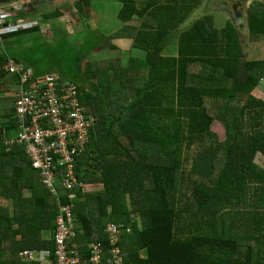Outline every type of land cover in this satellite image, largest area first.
<instances>
[{
	"label": "trees",
	"instance_id": "trees-1",
	"mask_svg": "<svg viewBox=\"0 0 264 264\" xmlns=\"http://www.w3.org/2000/svg\"><path fill=\"white\" fill-rule=\"evenodd\" d=\"M119 1L127 19L142 17L151 28L142 27L134 38L146 51L141 68L147 75H114L117 87L95 80L101 71L90 59L92 28L76 44L60 33V49L40 44L41 26L2 35L0 93L6 83H21L6 69L11 59L33 66L39 77L59 73L80 84L97 122L77 158L76 175L86 186L104 188L80 189L73 202L70 194L52 196L26 145L13 143L22 131L17 99L0 96V264H42L20 253L55 250L60 205L68 204L76 206L78 232L71 244L82 251L93 240L106 245V227L121 223L125 264H264V170L254 161L258 153L264 156V100L253 95L259 87L264 92V59L244 60L247 42L264 41V0H253L243 13L247 39L237 18L219 30L206 14L184 29L202 0H147L141 9L132 0ZM91 5L75 1L84 23ZM171 37L178 56L166 54ZM216 120L225 140L210 138L213 143L204 146ZM195 145L200 154L187 172L184 147Z\"/></svg>",
	"mask_w": 264,
	"mask_h": 264
},
{
	"label": "built area",
	"instance_id": "built-area-1",
	"mask_svg": "<svg viewBox=\"0 0 264 264\" xmlns=\"http://www.w3.org/2000/svg\"><path fill=\"white\" fill-rule=\"evenodd\" d=\"M29 13L28 0L0 5L2 43L4 33L41 26L40 21L28 18ZM6 69L21 78L16 110L22 131L13 143L19 141L26 145L33 167L41 172L44 184L55 198L70 194L73 202L80 189L86 192L89 187L77 178L76 164L78 156L90 143V134L97 122L92 109L83 103L80 84L62 78L58 73L39 77L34 68L14 59ZM75 208V204L60 205L54 251L28 249L20 255L29 261L51 260V264H125L120 246L124 227L121 223L106 227V245L93 240L88 244V250L82 251L78 243L71 244L78 235Z\"/></svg>",
	"mask_w": 264,
	"mask_h": 264
},
{
	"label": "crops",
	"instance_id": "crops-1",
	"mask_svg": "<svg viewBox=\"0 0 264 264\" xmlns=\"http://www.w3.org/2000/svg\"><path fill=\"white\" fill-rule=\"evenodd\" d=\"M18 0H8L9 3H15ZM30 1V13L28 15V18L31 20H37L41 22V41L40 44H44V46H48L51 44L52 41L57 39L60 33L67 32L71 29V24L76 25L75 28L77 30L81 29L84 24L87 26V28H92L95 33V65H97L98 70L101 71L98 73V76H95V80L102 78L105 84H108L112 80V84L114 86H118V83L120 82L118 79L113 81L115 78L114 75H117L118 78L124 77L125 79H128L126 77L127 70L130 73L131 78H139L141 79L143 75H147V71H144L143 68H141V64L146 63V51L141 49V43L134 40V38L139 34L140 29H149L151 28V25L146 22L142 17H138L136 15H133L132 17L127 19V16L129 14H124L122 11L124 9L123 3L119 0H114L118 3V6H114L110 1L112 7L114 8L113 16L118 17L121 20V23L114 27L113 29H108L105 33H98L96 29V25L99 21L98 19H95V17L91 16V19L93 20V25L91 24V19L89 20V23H84V21L81 19L80 15L76 12L74 9L73 1L74 0H28ZM135 4V7L137 9H141L142 6L147 2V0H132ZM225 1V0H224ZM93 2V0H92ZM216 2V3H215ZM215 2L212 3V1L209 0H202L201 5L194 9L191 13L188 19L185 21L183 27L189 28L191 24H193L198 17L203 14L202 8H205V5L211 4L209 6V12L206 14L213 15L214 20V26L217 29H223L227 22L230 19V15L232 12H226L223 9L224 2L221 0H215ZM43 5V9L41 8ZM221 5L223 7H221ZM220 8V9H219ZM225 11L227 19L225 20V23H220L217 20V16H222L223 13L221 11ZM61 11L63 13L62 19L55 18L52 20H44L43 16L45 14H50L54 12ZM109 11V10H108ZM110 12V11H109ZM33 14L30 18V15ZM79 15V17L77 16ZM204 14V15H206ZM202 17V16H201ZM126 18V19H123ZM238 18V17H237ZM240 19V18H238ZM241 20V19H240ZM71 23V24H69ZM236 23V22H235ZM77 24H80L79 27ZM223 24V26H222ZM61 25H67L68 27H64ZM146 31V30H145ZM76 44V42H74ZM78 45L81 43L78 42ZM178 42L176 41V37H171L168 43V51L172 56H178V49H177ZM28 46H31V43L28 44ZM172 47V48H171ZM250 53V51H249ZM117 62H123L125 64L124 67H121L120 69H117L119 64ZM31 66V65H29ZM131 66V68H129ZM34 68L33 66H31ZM35 69V68H34ZM130 69V70H129ZM96 70V71H98ZM36 71V69H35ZM59 74V73H58ZM98 77V78H97ZM113 78V79H112ZM130 79V78H129ZM138 85L137 83L133 82V87ZM129 88H131L129 86ZM19 89V86L13 83H6L3 87L2 93H0L1 97H4V93L11 94V92H14L17 94ZM18 95L16 97H13V99H17ZM132 97V96H131ZM104 185L101 183L98 184H91L87 188L86 192H101L103 190ZM42 263V262H41ZM42 264H51V260H48L47 262H43Z\"/></svg>",
	"mask_w": 264,
	"mask_h": 264
},
{
	"label": "rangeland",
	"instance_id": "rangeland-1",
	"mask_svg": "<svg viewBox=\"0 0 264 264\" xmlns=\"http://www.w3.org/2000/svg\"><path fill=\"white\" fill-rule=\"evenodd\" d=\"M75 1H73V6L75 5ZM215 2V0H209ZM222 2H224V4L222 3L223 9L226 12H232L230 15V19L235 22V18H240V25L238 24V26H240L242 33H243V38L247 39V35H248V30H247V26H246V16H244V12L246 13V9L251 5L253 0H247V2L243 5L241 3L245 2V0H221ZM112 4L114 6H118V3L114 0H111ZM211 4H207L205 5V8H202L201 10H203V14L201 16H203L204 14L209 12V6L212 5ZM216 3V2H215ZM42 9H43V5H41ZM234 7L237 8V10H234ZM75 9V8H74ZM220 9V8H219ZM110 12H109V11ZM221 11L223 13L222 16H217V20L220 23H225V20L227 19L226 17V12L225 11ZM240 11V14L238 16H236V12ZM77 12V11H76ZM113 12L114 8L112 7L111 3L109 0H93L92 5H91V12L89 14V18H88V23L89 20L91 19V16L95 17V19H98L101 22H98V24L96 25V29L97 31H99L98 33H105L108 29H113L114 27H116L117 25H119L121 23V20L118 17H114L113 16ZM33 14L30 15V18ZM77 16L79 17V15L77 14ZM200 16V17H201ZM199 18V17H198ZM62 19V17H61ZM34 20V19H33ZM71 24V23H69ZM91 24L94 27L93 24V20L91 19ZM80 24H77V26L79 27ZM64 27H68L67 25H61ZM76 25H72L71 24V29L69 31H65L63 32L64 36L65 34L68 36V40H70L72 42V44L74 42L77 41H82L81 39L85 38V36H87L89 34V32H91V30L89 28H87V26L84 24V26L77 30V28H75ZM223 26V24H222ZM93 31V30H92ZM61 38V37H59ZM59 44L60 41H57V39H55L54 41L51 42L50 45L46 46L47 48H53V47H58L59 48ZM248 44V49L245 50V57L244 60H257V59H264V41H258V42H247ZM170 48V47H169ZM177 49H178V44H177ZM250 51V53H249ZM95 50L90 54V59L93 61L95 60V54H94ZM166 54H171L170 52H166ZM94 62V61H93ZM119 64V66L117 67V69H120L121 67H124L125 64L122 62H117ZM145 71V70H144ZM145 77V75L142 76L141 79H143ZM133 80H135L133 78ZM134 82V81H133ZM264 83V81H263ZM19 92H17V94L14 92H11V94L8 93H4V98H7L8 100H11V98L16 97L18 95ZM133 93V91H132ZM253 95L256 96L259 99L264 100V92L263 89L261 87L257 88L254 92ZM207 107L210 108V111L213 113L212 110V104L211 102H207ZM107 114H109V112H107ZM263 115V113L261 114ZM255 116V115H254ZM260 116V115H259ZM189 124H191L192 119L190 120L189 118L186 120ZM248 123H256L259 122L257 120H247ZM247 123V124H248ZM262 123L264 124V117L262 118ZM256 126V125H255ZM252 129V127H251ZM191 131V129H190ZM191 133V132H190ZM212 139L213 141H215V139L219 142H223L225 140V129L222 126V124L219 121H214L213 125L211 126V134L206 138V142L204 143V146H207L208 144H212L213 142H210L209 139ZM120 143L125 146L128 147V142H127V138L125 136H121L120 138ZM183 157L186 159V170L187 172L190 171V169L193 167L194 164V158H197L200 154V149H199V145H195L193 146L190 150L184 147V151H183ZM255 163L264 170V156H262L260 153H258L254 159ZM49 190V189H48ZM50 191V190H49ZM52 195V194H51ZM53 196V195H52ZM245 253V249H241L238 252L239 256H243Z\"/></svg>",
	"mask_w": 264,
	"mask_h": 264
},
{
	"label": "water",
	"instance_id": "water-1",
	"mask_svg": "<svg viewBox=\"0 0 264 264\" xmlns=\"http://www.w3.org/2000/svg\"><path fill=\"white\" fill-rule=\"evenodd\" d=\"M234 10L236 11L237 10V8L236 7H234ZM238 12V14H240V11H237Z\"/></svg>",
	"mask_w": 264,
	"mask_h": 264
},
{
	"label": "clouds",
	"instance_id": "clouds-1",
	"mask_svg": "<svg viewBox=\"0 0 264 264\" xmlns=\"http://www.w3.org/2000/svg\"><path fill=\"white\" fill-rule=\"evenodd\" d=\"M18 1H19V0H18ZM23 31H24V30H23ZM0 43L4 45V42L2 43V42L0 41Z\"/></svg>",
	"mask_w": 264,
	"mask_h": 264
},
{
	"label": "flooded vegetation",
	"instance_id": "flooded-vegetation-1",
	"mask_svg": "<svg viewBox=\"0 0 264 264\" xmlns=\"http://www.w3.org/2000/svg\"><path fill=\"white\" fill-rule=\"evenodd\" d=\"M239 14H238V12H236V16H238ZM238 19V18H237Z\"/></svg>",
	"mask_w": 264,
	"mask_h": 264
}]
</instances>
